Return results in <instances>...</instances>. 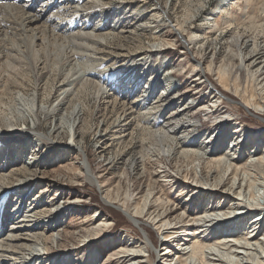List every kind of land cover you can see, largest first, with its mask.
Segmentation results:
<instances>
[{
    "label": "rangeland",
    "instance_id": "374dc122",
    "mask_svg": "<svg viewBox=\"0 0 264 264\" xmlns=\"http://www.w3.org/2000/svg\"><path fill=\"white\" fill-rule=\"evenodd\" d=\"M21 1L23 5L26 2L34 4V10H40L42 8L40 11L42 13L44 12L46 16L51 15L50 12L46 10L45 12L43 10L44 7H42V5L44 0ZM200 5L201 8L198 11L197 8H199ZM72 6L76 7V4L73 3ZM74 7L68 9L71 16H66V22L68 20L70 21V23H68L69 21L67 22L70 28H73L72 25L74 23L72 22L74 21H78L79 23L87 21L88 17L85 18L83 16L84 12H82L83 10L85 11V9L87 10L85 12L89 11L90 13L92 12V14L96 12V15H94L89 22L92 27H98L105 23L110 24L111 20L117 21L120 17L123 20L129 17V19L136 17L135 20H131L130 23H127L126 31L120 34L122 38H119V34L115 31H108L107 33L105 31L106 40L103 42L104 45L99 48V51L104 54H98L97 48H94L93 51L84 48L80 50L83 52L80 60L87 61L90 66L97 67L95 72L89 76L93 78L94 74H96L102 77L108 76L112 80H115L117 77V79H120L125 74L127 75L132 69L137 70L142 67L141 74L145 77L140 79V82L136 86V90L131 93V95L127 96L126 93L120 89L109 90V88L102 83H100L99 89L109 90L110 92L117 91L118 94H120L119 98H122V96L127 97L123 98L127 104L132 105L141 102L143 104L142 106L146 105V107L138 105L135 107L134 114L137 115L138 112H141L143 118L140 121L135 119L132 128L126 130L124 134L128 135L133 133V136H127L125 138L126 142L121 141V143H119L121 139L118 140V137L114 135L115 130L119 128L115 121L118 117H122V119L125 118V116H127L126 110L124 113L122 110L121 112H117V107L113 109L112 102L107 103L106 107L103 101L100 102L103 91L99 94L93 89L84 91L81 94L82 103L76 101L74 98L61 108L56 117L52 115L46 116L48 108L54 109L59 105L60 100L58 97H62L64 93V90H59V88L65 87L66 89L70 87L67 81L62 83V85L60 81H63L66 76L67 80L69 78H76L78 74H74V70H72L69 74H64V78L57 77V80H54L53 76L50 75L51 73H47V68L41 70L43 65L37 68V70H34L33 63L30 60L25 61L28 63L26 67L31 71L25 78L27 91L31 95L29 97L30 100H34L35 98L37 102V95H42L44 101L49 102V104H43V107L41 106L42 109L39 114L40 120H38L35 116L37 104L32 105L34 101L30 103L31 106H28V108L27 105H16L15 108H17L15 110V108H13V103H10V100L6 97L5 101L10 103H7V106L9 108L12 107L11 111H14L13 115L8 114L7 116L2 114V119L0 118V135L14 134L13 137L16 136L15 139L19 141L15 144L19 145L26 143L27 149L23 155L24 157L20 161H17L19 158H16L8 167L5 166L4 173L7 178L3 180L1 184L3 188L9 190L15 187V185L22 184L23 179L30 175L29 171H26L24 168L29 167L32 173H36V176L33 178V181H35L33 185L35 186H31L29 193L31 197L26 196L22 204V209L25 205L26 207L29 206L32 196L34 198L37 197L39 201L43 198L45 202L41 203L38 214L36 216H31V222L38 223L44 221L51 223L53 221L48 217L50 213L58 214V220L54 230L49 231L48 229V231H45L42 239L37 238L35 234L36 230H31V233L30 230H26L27 228L22 231H17L16 234L28 232L32 238L31 240L20 239L18 244L24 245L25 250H21V248L17 250L24 251V253H36L38 256L41 253L44 257L49 255L52 264H65V262H67L66 264H89V262H91L90 264H105L109 262V260L117 258L118 255L121 257L123 254H127L121 252L110 258V254L112 255L113 252L119 250L124 240L140 238L148 245L150 252L152 254L154 252L155 260L152 264H173L176 261L173 252H175V250L180 251L178 248L180 245L176 242L177 240L169 244L167 240H165V236L160 232L158 234L160 243L158 247H155L144 237L145 233L143 229H141L139 225L132 223V220L129 218V214L131 213L124 212L118 205L107 202L105 197L108 190L110 191L116 187L118 182L122 179L124 181L122 185L126 190L127 186L132 187V189L136 188L133 192V196H136L140 190H143L141 194L149 195V202L153 197V193L149 194L148 190L149 184L152 183V188H155L154 196H156L153 200H157V202H160L162 199L165 201L170 200V210L176 211L171 215V225L173 226L176 224H178L177 226L181 225L182 222L180 221H182L187 214H199L195 211L197 209L196 207H203L208 204V201H202L199 197H191V188L184 193L180 192V183L183 182L184 178L180 176V174L182 175L183 166L179 161L181 157H177V152L170 157L172 158V163L169 164L166 163L167 161L165 159H163V162L161 159H157V156L152 157V160L155 159L153 160L155 164H153L149 162V156L146 155L145 161H148V170L143 168L141 161L137 163V160L141 157L139 149L142 138L144 137L142 132L144 128L146 130L148 127L144 116L146 115L149 120L153 119V114L158 111V109L155 110V106L158 105L156 102L164 96H168L169 99L173 98L174 102V104L170 105L166 110L165 114H167V116H171L173 109L179 108V110H189L188 114L190 118H186V121L189 119L193 120L187 122L186 125L189 126L185 132L186 134L178 132L175 136L176 139L178 138L179 141L183 139H192L200 145L202 144L204 147L208 144L211 145L215 140V143L216 141L218 142L214 148H217L220 143L224 142V138H226L223 147H221V150L224 152L221 151L218 154H210V157L215 155L220 157L225 154L227 145H232L235 139L236 143L244 139V137H239V126L241 125L246 129L245 137L247 141L251 138V143H246L242 148L238 147L240 151H238L235 156L239 157L240 163L244 166L245 163L249 165L250 161L257 159V155V157H252L254 153L252 154L251 151L256 149V141L264 148V110L259 114L253 105H259V102L262 103L263 100L259 97V93L261 94L259 89V92L257 90L255 92L252 91L254 87L252 86L253 82H251L248 87L245 86L247 85L245 82L247 79V72L237 65V69L240 68V73L244 75L239 76L238 73V76H235L240 77L243 83L242 85H238V93H235V81L232 79L229 88V96H231L234 101L223 98L217 106L210 105V100L215 99V97L213 98L212 96L216 94L214 91V83L220 88L223 84L219 82L220 80L215 71L209 74L211 81H206L203 84H197L193 74L196 72L195 57H198L200 60H206V62L203 61L204 67L207 63L211 62V60H215V66H219L222 60L225 59V55L229 50V40L224 38L229 35L230 31L224 33L218 28L220 26H225L229 19H239L248 22L249 19L255 15V10L263 14L262 17H264V0H85L80 2L77 8L78 13H76L77 11L74 10ZM111 8L116 9L117 14L120 16H115L113 14L111 16L109 14L110 17L108 13L105 14ZM189 10L194 11L196 15L186 21L185 25L188 28V32H184L185 37L184 35L178 37L174 27H176V25L178 27L180 22L185 21V15ZM102 14H104V17H102ZM57 16L58 14L53 15L54 18ZM149 20L150 22L147 23ZM66 22L64 21L63 23L65 24ZM261 22L264 23V20ZM242 29L246 30L245 27ZM89 30L92 31V28H89ZM166 31H172L175 36L166 38ZM156 34H159V36ZM192 38H201V42L199 44L194 43L190 46L191 48L189 51L185 46V44L188 45L186 39L190 40ZM166 41L168 43H166ZM208 42L211 45L208 44ZM147 48L152 50L162 48L165 51H159L160 53L154 51L148 58L149 60L147 63L145 62V65L142 66L144 64L142 61L144 59L143 56H145L143 52H145ZM105 52L107 55L109 54L108 56L110 58H116V62L110 61L105 62V64L98 62L96 59H107ZM158 53L159 55H157ZM62 56L63 54L59 55V58L61 59ZM54 57L58 60V56L55 55ZM80 60H77V63ZM56 62L57 64L54 66L55 69H58L56 71L59 73L61 70H64V68L58 61ZM126 66H128L127 69ZM117 69H125V72L123 74H117ZM67 71L68 69L66 72ZM72 73L74 75H72ZM259 79H262V76L259 77ZM157 80L159 82L158 85H156ZM245 88L248 89L247 94L244 92ZM14 92H16L17 96L22 95V93L17 90ZM251 94H254L255 97L252 98L250 96ZM138 95H141L142 99H138ZM218 95L219 94H216L217 97ZM245 102H250L252 105L248 104L247 108ZM186 105L188 107H186ZM80 106L86 111L87 115L81 119L79 127L82 133L75 139V137L73 138L72 136L73 118H70V116L74 111L77 112ZM23 110H25V115L22 114ZM229 111H232V113ZM106 117L109 120L108 123H105L104 119ZM38 121H41V124L36 131L34 128L35 123ZM57 123L62 126V130L53 133ZM76 123L78 124L79 120ZM43 133H46L44 140H35L36 136H41ZM83 133L87 136L86 148L91 154V159L93 161L92 165L95 170V174L89 171L88 174L92 175V177L94 176V178L100 176L101 180H106L102 189H100L99 185L92 184L89 180H84L85 174L83 172H81L82 177L79 178L80 180L76 181L69 178V171L71 173H80L79 167L81 166L90 169L86 154L80 149L81 145L84 143V139L82 138ZM106 133H109L112 140H117L110 142V146H113L110 147L111 150L108 151L109 153L106 156H100L99 151H97L102 145L100 142V135ZM145 134L146 137H149L147 132H145ZM29 135L35 137L34 140L23 142ZM146 143L148 145L147 150H149L147 153L150 155L156 154L154 153L155 147L153 143L150 140H146ZM71 146H74L75 149H79L81 155L78 156L74 150H71ZM57 147L60 148L56 152L55 150ZM178 155L181 156V153L179 152ZM258 155L260 154L258 153ZM201 161L202 160L198 159L197 161L195 160V170L200 171L201 164H199V162L201 163ZM232 161L235 160L232 159ZM166 164L169 165L170 168H168ZM179 166L180 168H178ZM125 170L128 171V177L123 175ZM162 170H167L169 175L177 177V184H174V181L171 182L170 177H166L165 172ZM255 172H257V169L254 167H251L247 173L242 172V177L244 178L242 182L243 194L240 198L245 204V209H237L235 211L237 215L240 216V219L237 221L238 223H242V221H244L243 218L247 217L248 214H251L255 210L260 212L257 219L264 215V203L259 202L264 201V189H262L260 185L261 180L250 179L249 183L253 184V186L250 187L249 183L246 185L248 178L253 176L252 174ZM125 176L127 180H125ZM82 180L85 182H81ZM80 182L81 184H79ZM245 188L247 189L245 190ZM9 190L1 192L2 189L0 188V203L2 202L5 206L11 195V191ZM251 191L254 192L256 198L252 197ZM213 192L217 194V196H214L216 200H220L218 199L220 196H226L219 189ZM227 197V205H225L224 209L227 210L230 207L234 209V206H231L232 203H234V194L232 193ZM12 202L11 204L9 203L7 210L15 212V203L14 201ZM177 208L180 209L176 210ZM109 209L117 210L116 212L119 214H114L111 210L109 211ZM185 209H187V212L185 214L182 213L179 219L177 216ZM261 212L263 213L261 214ZM229 214L233 216L234 212ZM257 214L258 213H252L251 217H248L246 220L248 230L253 229L251 224ZM20 215L21 213L16 216V220L10 219L7 225L10 226L16 221L18 226L19 217H22ZM215 216L220 218V220H224L226 217L223 214ZM215 216L209 217L208 219L215 218ZM192 217L193 215L189 217L190 220ZM150 221H152V218ZM207 223L203 221L195 223L191 230L186 232L184 236L192 238V241L200 240L207 232L204 231L199 233L200 226L205 225L209 227V225H206ZM151 225L154 233L157 234V225ZM262 229L263 230L258 233L260 238L263 236L264 226ZM10 231L11 230H9L8 233H11ZM175 231L177 230L174 229V231L167 233V237L173 240L176 238L179 239L181 233ZM136 232L141 235H137ZM52 233L55 236H51V239L45 240V238L52 235ZM141 236L144 238H141ZM261 240L264 241V239ZM34 241L35 243H33ZM163 243L166 244L161 245ZM169 246L170 249H172L169 254H172V256L166 257L167 255H165V252ZM66 254L68 256H66ZM142 254L146 257L148 251L143 250ZM69 255H72V257H69ZM69 258H73L71 263L70 261L68 262ZM6 261L3 264H8L11 260L7 258ZM17 262V264H25L26 260L18 259ZM35 262L37 261L33 260L32 264H36ZM37 264H39V262H37Z\"/></svg>",
    "mask_w": 264,
    "mask_h": 264
},
{
    "label": "bare ground",
    "instance_id": "6f19581e",
    "mask_svg": "<svg viewBox=\"0 0 264 264\" xmlns=\"http://www.w3.org/2000/svg\"><path fill=\"white\" fill-rule=\"evenodd\" d=\"M81 1L85 0H44V3L42 5V7H44L43 10L51 13V15L46 16L44 12L42 13L40 11L42 8L40 10H34V4H31L30 2H26L23 5L21 0H0V118L2 119V114L7 116L8 114L13 115L14 110L11 111L12 107L9 108L7 106L8 102L5 101L6 97L10 100V103H13V108H15L16 105H27L28 108V106H31L30 103L34 101L32 105L37 104L35 116L38 118V120H40L39 114L42 109L41 106L43 107V104H49V102L44 101L42 95H37V102L35 98L34 100H30L29 98L31 95L27 91V83L25 81V78L30 74L31 71L28 67H26L28 63L25 61L30 60L34 65V70H37V68L43 65L41 70L47 68V73L49 74L50 72V75L53 76L54 80H57V77L61 78L65 76L64 74H69L72 70H74V74H78V77L69 78L68 80L67 76L65 78L63 77L64 79L63 81H60V84L62 85V83H65L67 81V84L70 87L66 89L65 87L59 88V90H64V93L62 94L63 96L58 97L60 100L59 105L54 109L48 108L46 116L52 115L56 117L61 108L68 102H71L74 98L76 101L82 103L81 94L84 91L93 89L96 90L98 94L103 91L100 102L103 101L106 107L107 103L112 102L113 109L114 107H117V112H121L122 110L124 113L126 110L127 116H125V118L122 119V117H118L116 119L115 123H117V126L119 128L116 129L114 133V135L118 137V140L121 139L119 143H121V141L126 142L125 138L129 135L133 136V133L124 135L125 131L132 128L135 119H138V121H140L143 118L141 112H138L137 115H135L134 109L137 105L142 106L143 104L141 102L132 105L127 104L123 99L127 98L126 96H122V98H119L120 94H118L117 91L110 92L109 90L120 89L121 91L125 92L127 96L131 95V93L136 90V86L140 82V79H143L145 77L141 74L142 67L140 66L141 68L137 70L132 69L128 72L127 75L125 74L120 79H117V77L115 78V80H112L108 76L102 77L97 76L96 74H94V78L89 77L95 72L97 67L90 66L87 61L80 60L83 54V52H81L80 50H83L85 48L93 51L94 48H97L98 54L103 53L99 51V48L104 45L103 42H105L104 40H106L105 31L106 33L108 31H115L120 36V34L126 31L127 23H130L131 20H135L136 17H134L133 19H129V17L125 20L121 19L120 17V19L117 21L111 20L110 24L105 23L98 27H92V25L90 26L89 22L90 19L94 17V15H96V12L92 14V12L90 13L89 11L85 12L87 11L85 9V11L83 10L82 12H84L83 16L85 18L88 17L87 21H84L82 23L74 21L72 22L74 23L72 25L73 28H70L69 24H67L69 20L66 22V16H71L68 9L74 7L72 6V4L75 3L76 7H74V10L77 11V8L79 7ZM200 8L201 5L199 8H197V10L199 11ZM76 13H78V11ZM107 13L111 16L112 14L115 16H120L117 14L116 9L112 8L105 14ZM54 14H58V16L54 18ZM103 15L104 14H102V17H104ZM194 15H196V13L189 10L185 15V21L180 22L178 24V27L177 25L176 27H174L176 35L178 37L180 35H184L185 37L184 32H188V28L186 27L185 23ZM262 15L263 14H260L255 10V15L249 19V23L239 19H229L225 26H220L218 28L224 33L230 31L229 35L224 38L229 40V50L225 55V59L222 60V63H220L219 66H215L216 61L211 60V62L207 63V65L204 67L203 61L206 62V60H200L198 57L194 58L196 62V72H194L193 76L195 77V82L197 84H203L206 81H211V77L209 74L211 72L213 73L214 71L218 76V79L220 80L219 82L223 84V86L220 88L217 84L214 83V91L220 96L218 95L217 97L216 94L212 96L213 98L215 97V99L210 100V105L217 106L223 100V98H228L234 101L231 96H229V88L233 79L236 86L234 88L235 93H238V85H242L243 83L242 80H240V77H236L238 76V73L239 76L244 75L240 73V68L237 69V65H239V67H242L244 71L247 72V79L245 81L247 85L245 86L248 87L249 84L253 82L252 86L254 87L252 88V91H261V94L259 93V97L263 100V102H259V105L253 106L259 114H261V111L264 110V23L261 22L264 20V17H262ZM64 21L66 22L65 24L63 23ZM149 22L150 20L147 23ZM68 23H70V21ZM244 27L246 28V30L242 29ZM89 28H92V31H90ZM156 35L159 36V34ZM165 36H167L166 38H171L175 35L172 31H166ZM119 38H122V36H120ZM200 39L201 38H192L190 40L186 39L188 45H186L185 42L184 44L187 50L190 51V46H192L194 43L199 44L201 42ZM166 43L168 42L166 41ZM208 44L210 43L208 42ZM154 51L159 52L165 50L162 48L157 50L147 48L145 52H143L145 56H143L144 59L142 61L144 62V64L142 66L145 65V62L147 63V61L149 60L148 58ZM159 53L157 55H159ZM61 54H63V56L60 59L59 55ZM55 55L58 56V60L54 57ZM108 55L106 56L107 59L99 58L96 60L103 64L110 61H114L115 63L116 58H110ZM77 60L80 61L77 63ZM56 61H58L64 68V70H61L59 73L56 71L58 69H55L54 66L55 64H57ZM127 68L128 66H126V69ZM67 69L68 71L66 72ZM116 72L117 74H123L125 72V69L118 70ZM73 73L72 75H74ZM261 76L262 79H259V77ZM158 80L156 81V85L159 84ZM100 83L106 85L109 90H100ZM16 90L21 92L22 95L17 96L16 92H14ZM244 92L245 94H247L248 89L245 88ZM250 96L252 98L255 97L254 94H251ZM138 99H142L141 95L138 97ZM156 103L158 105L155 106V110L158 109V111L153 114L154 118L149 120L146 115L144 116L145 122L148 124L149 128L147 127L145 130V128L143 127L144 130L142 134L144 137L142 138V143L139 149L141 157L139 158L140 160H137V163L141 161L143 168L148 170V161H145L146 155L149 156V162H152L153 164H155V162H153V160L155 159L152 160L153 156H157V159H161L162 162L163 159H165L167 161L166 163L169 164L172 163V158L170 157L177 152V157H181L179 161L183 166L182 175L180 174V176L184 178L183 182L180 183V192L184 193L191 188V197H199L200 199H202V201H208V204L203 207H196L197 209L195 211L199 214H187V216L182 221H180L182 222L181 225L177 226L178 224H176L173 226L171 225V215L176 211L170 210V200L165 201L164 199H162L160 202H157V200H153L156 196H154L155 188H152V183L149 184L148 190L149 194L153 193V197L149 202V195L147 196L141 194L143 190H140L136 196H133V192L136 190V188L132 189V187L127 186L126 190L122 185V182H124L122 179L118 182V185H116V187H114L110 191L108 190L105 200L107 202L118 205V207H120L124 212L131 213L129 214V218L130 220H132V223L139 225L141 229H143L145 233L144 237L147 238L155 247L159 246L160 240L158 238V234L160 232L163 236H165V240H167V243L169 244L177 240L176 242H178V244L180 245L178 246L180 251L175 250V252H173V255H175L176 257V261L173 264H264V241L261 240L264 239V231L263 236H261L262 238L258 236V233L263 230L262 227L264 226V215L261 218L257 219V216H259L260 212L256 210L252 212L258 214L253 219V223L251 224L253 229L248 230L246 220L248 219V217H251L252 213L243 218L244 221H242V223H238L237 221L238 219H240V216H238L237 212H235L237 209H245V204L241 201L240 198L243 194L242 182L244 178L242 177V172L247 173L249 172L251 167L256 168L257 172H255L254 174H252L253 176H250L248 178V182L246 185H248L250 179L261 180L260 185L262 186V189H264V148H262L261 145H259L256 141V149H253L251 153H254L252 157L258 156L256 159L258 161L254 160L256 162L250 161L249 165L247 163H245V166L242 165L240 163L239 157H236L235 154L240 151L238 147L242 148V146L246 145V143H251V138H249V140L247 141V138L245 137L246 129L240 125L239 137H244V139L237 143L235 139L232 145H227V149L225 150V154L223 156L217 157L218 155H215L210 157V154H218L219 152L223 151L221 150V147H223V143H225L226 138H224L225 140L223 143H220L221 146L218 145L217 148H214L216 147L218 142L216 141L215 143V140L211 143V145L208 144L205 147L202 144L200 145L198 142L193 141L192 139H183L179 141L178 138L176 139L175 137L177 133L182 132L183 134H186L185 132L187 131V127L189 126L186 125L187 122L193 121L192 119H189L188 121L185 120L186 118H190L188 114L189 110H179V108H175L173 109L171 116H167V114L165 113L168 107L174 104L173 98L169 99L168 96H164L160 98ZM248 104L252 105V103L250 102H245V106L247 108ZM142 107H146V105ZM186 107L188 106L186 105ZM22 112V114L25 115V110H23ZM229 112L232 113V111ZM86 115V111H84V109L80 106L77 112L74 111L70 116V118H73V138L75 137V139H77V137L82 133L80 131L79 124L81 122V119ZM78 120L79 123L77 124L76 122ZM104 120L105 123H108L109 121L107 117ZM40 124L41 121L35 123L34 130L37 131V128L38 126H40ZM55 127L56 128L54 129L53 133L60 132L59 130H62V126L58 123ZM145 132H147L149 137L145 136ZM45 134L46 133H43L41 134V136L35 135V140H44ZM13 135L14 134L11 133L8 135H0L1 192L9 190L7 188H3V185L1 184V182L3 180H6L7 178L6 174L4 173L6 168L5 166L8 167V165H10L11 162H13L16 158H19L17 161H20L24 157L23 155L27 149L26 143H22L19 145L15 144L19 141L15 139L16 136L13 137ZM34 138L35 137L29 135L25 140H23V142L32 141L34 140ZM82 138L84 139V143L81 145L80 149L86 154L90 169L86 167L85 169L84 166H81L79 167L80 173H71L69 171V178L76 181L80 180L79 178L82 177L81 172H83L85 174L84 180H89L92 184L99 185L100 189H102V187L106 183V180H101L100 176L94 178V176L92 177V175L88 174V171L92 174H95V170L93 169L91 154L86 148V134L83 133ZM116 140H112L109 133L100 135V142L102 143V145L100 146L101 148L97 150L99 151L100 156H106L109 153L108 151L111 150L110 147L113 146H110V142ZM146 140H150L153 143L155 147L154 153L156 154L150 155L149 153H147L149 152V150H147L148 145L146 143ZM59 148L60 147H57L55 151L57 152ZM70 148L71 150H74V152L77 153L78 156L81 155L79 149H75L74 146H71ZM179 152L181 153V156L178 155ZM258 153L260 155H258ZM197 159L202 160L201 163L199 162V164H201L200 171L194 169L196 168L195 160L197 161ZM232 159H234L235 161H232ZM167 164L166 166L170 168V166ZM180 166L178 168H180ZM24 169L26 171H29L30 175L26 176L25 179H23L22 184L15 185V187L9 190L11 191V195L9 196L10 198H8L9 201L6 202V206L2 202V204L0 203V264H3L7 258L11 260L8 264H10L11 262V264H17L18 259L26 260L25 264H32L33 260L39 262V264H52L51 257L49 255H47V257H44L41 253L38 256V254L36 253H24V251L17 250L18 248H21V250H25L24 245L18 244V241H20V239H32L28 232H21L20 234H16L17 231H22L27 228L26 230H30L31 233V230H36L35 234L37 235V238L42 239L44 235L43 233L45 231H48V229L49 231L54 230V227L56 226V222L58 220V214L56 215L50 213L48 214V217L52 219L53 222L51 223L44 221L38 223L31 222V216H36L40 211L39 209L41 203L45 202L43 198H41L39 201L37 200V197L34 198L32 196V198H30L32 200L29 206L26 207L25 205L22 209V204L24 203L26 196L31 195H29L31 186H35L33 185L35 184L33 178L34 176H36V173H32V170H30L29 167H25ZM162 171L165 172L166 177H170L171 182L174 181V184H177V177L169 175L167 170ZM123 175H126L128 177V171L125 170L123 172ZM126 176L125 180H127ZM84 180H82L81 182H85ZM81 182L79 184H81ZM249 186L252 187L253 184L249 183ZM123 187L124 190L122 191ZM218 189L221 190L224 195H226L225 197L220 196L218 198L220 200H216L214 196H217V194L213 192ZM246 189L247 188H245V190ZM232 193L234 194L235 198L233 201L234 203H232L231 206H234V209L233 207H230V210H225L224 207L225 205H227V196ZM251 195L253 198H256L253 191H251ZM236 199L239 201H237ZM12 201H14L15 203V212L7 210L9 203H13ZM259 202L264 203V201ZM178 209L180 208H177L176 210ZM110 210L114 214L118 213L116 212L117 210L109 209V211ZM186 212L187 209L181 211V213L177 217H179L180 219L181 214H185ZM228 212H234L233 216ZM20 213V216L22 217H19V225L17 226V222L15 221L16 223L13 222V224L8 226L7 222L10 219L16 220V216ZM262 213L263 212H261V214ZM221 214L226 216L224 220H220V218L215 216ZM192 215L193 217L190 220L189 217H191ZM214 216L215 218L208 219L209 217ZM151 218L152 221H150ZM199 221H203L204 223L208 222L206 225H209V227H206L205 225L200 226L199 233L207 231L203 235V237L200 240L192 241V238L184 236V234L191 230L192 226ZM151 224H153L154 226L157 225V234L154 233ZM174 229L177 230L175 232L181 233L179 239L176 238L175 240H173L172 238L167 237L168 235L166 234L174 231ZM9 230H11V233H8ZM136 233L137 235H141L140 233L138 234V232ZM51 236L53 237L55 235H53L52 233V235L46 237L45 240L51 239ZM144 237L141 236V238ZM33 243H35V241ZM164 244L166 243H163L161 245ZM143 250L148 251L146 257L144 254H142ZM171 251L172 249H170V246L167 247V250L165 252V255H167L166 257L172 256V254H169V252ZM121 252L127 254H123L121 257L118 255L117 258L109 260V262L105 264H152V262L155 260L154 252L152 251V254L150 252V249L148 248V245L140 238L124 240V242L121 244L120 249L116 252H113L112 255L110 254V258H112L114 255L116 256ZM66 256L68 255L66 254ZM70 256L72 257V255H69V257ZM72 259L73 258H69L68 262L70 261L71 263ZM37 262L35 263L37 264ZM66 263L67 262H65V264ZM90 263L91 262H89V264Z\"/></svg>",
    "mask_w": 264,
    "mask_h": 264
}]
</instances>
